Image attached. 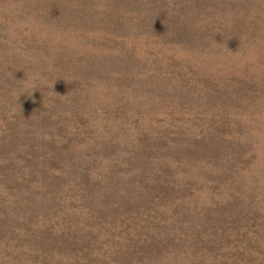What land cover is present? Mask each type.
I'll return each mask as SVG.
<instances>
[{"label":"rangeland","instance_id":"rangeland-1","mask_svg":"<svg viewBox=\"0 0 264 264\" xmlns=\"http://www.w3.org/2000/svg\"><path fill=\"white\" fill-rule=\"evenodd\" d=\"M0 264H264V0H0Z\"/></svg>","mask_w":264,"mask_h":264}]
</instances>
